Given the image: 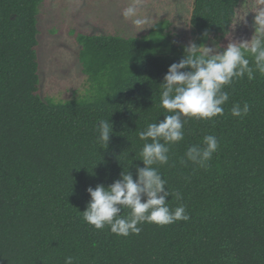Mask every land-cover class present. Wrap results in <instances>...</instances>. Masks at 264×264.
<instances>
[{
    "label": "trees",
    "instance_id": "obj_1",
    "mask_svg": "<svg viewBox=\"0 0 264 264\" xmlns=\"http://www.w3.org/2000/svg\"><path fill=\"white\" fill-rule=\"evenodd\" d=\"M41 2L0 0V264H64L68 256L74 264H264V74L253 64L252 79L224 87L223 116L184 118V138L169 146V162L154 165L173 193L169 207L184 204L188 221L143 223L127 237L97 230L82 219L86 189L107 187L122 171L135 179L145 143L138 133L169 114L159 84L185 45L167 35L164 22L147 37L76 32L89 92L42 98ZM239 2L193 0L191 42L223 50ZM245 102L249 112L233 117V104ZM101 120L112 126L105 148L97 143ZM205 135L219 147L202 168L185 153Z\"/></svg>",
    "mask_w": 264,
    "mask_h": 264
},
{
    "label": "clouds",
    "instance_id": "obj_2",
    "mask_svg": "<svg viewBox=\"0 0 264 264\" xmlns=\"http://www.w3.org/2000/svg\"><path fill=\"white\" fill-rule=\"evenodd\" d=\"M139 7L140 0H133L123 10L122 16L131 19L138 30L153 28L149 19L139 14ZM259 24L250 40L228 43L220 51L215 46L206 47L194 42L184 46V58L168 67L159 84L160 107L169 114L159 122L148 124L145 130L138 133L139 139L145 141L139 154L143 167L136 168L135 179L131 172L122 171L120 178L107 187L103 184H97L94 188L89 186L86 191L90 199L82 211V219L86 223L97 230L107 226L111 233L127 237L138 235L142 230L139 225L143 223L164 226L190 219L184 204L174 209L169 207L167 197L173 193L168 190L166 180L154 165L169 162V146L184 138V118L211 120L218 115L223 116L222 106L229 99V94L223 91L224 87L245 75L252 79L253 64L256 70L264 74V20ZM248 56L253 58L251 63ZM249 110L245 102L243 107L238 103L233 104L230 112L233 117H242ZM97 131V143L102 148L107 147L112 133L110 122L101 120ZM149 140L151 142H147ZM218 147L216 136L205 135L202 145L187 148L186 161L206 167ZM186 161L182 159L181 163ZM174 195L177 200L183 199L179 192ZM125 208L129 213L121 216ZM64 264H74V258L66 257Z\"/></svg>",
    "mask_w": 264,
    "mask_h": 264
},
{
    "label": "rangeland",
    "instance_id": "obj_3",
    "mask_svg": "<svg viewBox=\"0 0 264 264\" xmlns=\"http://www.w3.org/2000/svg\"><path fill=\"white\" fill-rule=\"evenodd\" d=\"M133 0H42L38 13L40 96L54 101L79 99L89 92L87 76L77 60L76 32L147 37L151 27L138 30L122 16ZM193 0H140L139 14L152 25L164 22L177 44L194 38L190 23ZM264 20V0H240L228 43L250 40ZM213 47V44H206ZM216 47V46H215ZM217 51H220L216 47Z\"/></svg>",
    "mask_w": 264,
    "mask_h": 264
}]
</instances>
